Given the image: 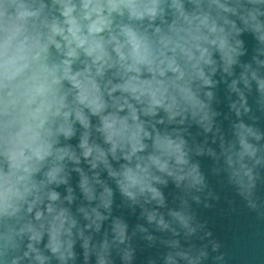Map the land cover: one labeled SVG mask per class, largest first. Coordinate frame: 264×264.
Listing matches in <instances>:
<instances>
[{
  "label": "clouds",
  "instance_id": "9594fccd",
  "mask_svg": "<svg viewBox=\"0 0 264 264\" xmlns=\"http://www.w3.org/2000/svg\"><path fill=\"white\" fill-rule=\"evenodd\" d=\"M259 225L264 0H0V264H234Z\"/></svg>",
  "mask_w": 264,
  "mask_h": 264
},
{
  "label": "water",
  "instance_id": "95a60500",
  "mask_svg": "<svg viewBox=\"0 0 264 264\" xmlns=\"http://www.w3.org/2000/svg\"><path fill=\"white\" fill-rule=\"evenodd\" d=\"M205 215L211 218V226L225 249L235 257L234 264H240L241 259L252 251L258 239L255 232L259 225L243 208L236 214H226L214 209Z\"/></svg>",
  "mask_w": 264,
  "mask_h": 264
}]
</instances>
